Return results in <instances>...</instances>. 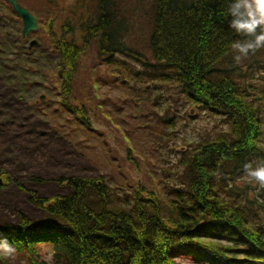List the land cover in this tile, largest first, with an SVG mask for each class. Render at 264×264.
Returning a JSON list of instances; mask_svg holds the SVG:
<instances>
[{"label":"trees","instance_id":"obj_1","mask_svg":"<svg viewBox=\"0 0 264 264\" xmlns=\"http://www.w3.org/2000/svg\"><path fill=\"white\" fill-rule=\"evenodd\" d=\"M60 1L47 3L58 8ZM138 3L80 0L51 17L66 112L82 114L86 132H95L90 112L98 98H86L79 112L71 97L83 58L94 48L96 68L125 69L128 60L145 67L146 49L156 63L148 76L178 83L188 103L220 118L227 130L188 145L179 184L166 196L143 180L133 192L117 193L105 174L62 179L67 195L45 198L30 190L43 218L20 215L18 224L1 225L0 241L26 250L30 264H264V190L243 171L245 163L264 162V49L235 62L230 44L239 37L228 27L225 0H146V11L133 13ZM132 16H149L145 45L135 46ZM2 176L1 186L11 180ZM43 246L54 248L53 263L39 260ZM12 261L0 253V264Z\"/></svg>","mask_w":264,"mask_h":264},{"label":"rangeland","instance_id":"obj_2","mask_svg":"<svg viewBox=\"0 0 264 264\" xmlns=\"http://www.w3.org/2000/svg\"><path fill=\"white\" fill-rule=\"evenodd\" d=\"M77 1L61 0L55 8L47 0H19L39 24L37 31L23 38L22 18L8 0H0V181L2 175L11 178L0 185V226L18 224L20 215L33 222L42 219L44 213L30 203L29 191L45 198L67 195L69 189L61 183L65 178L105 174L117 193H131L133 183L143 180L166 196L169 187L179 184L180 162L188 145L227 130L220 118L188 103L178 83L148 76L156 65L148 50H142L145 67L128 60L125 69L104 63L96 68L93 48L83 58L71 93L79 112L86 98H98L90 112L97 130L86 132L82 114L74 117L65 110L60 57L55 52L58 37L50 28L51 17ZM137 7L133 13L146 11V0H139ZM66 16L65 12L58 25ZM148 19L131 18L138 33L133 34L135 46L146 44ZM32 41L37 44L31 46ZM259 74L255 73L256 84L261 83ZM160 93L163 98L154 104ZM126 147L135 162L126 158ZM21 252L8 256L11 264H30L26 250ZM39 252V260L53 263L52 246Z\"/></svg>","mask_w":264,"mask_h":264},{"label":"clouds","instance_id":"obj_3","mask_svg":"<svg viewBox=\"0 0 264 264\" xmlns=\"http://www.w3.org/2000/svg\"><path fill=\"white\" fill-rule=\"evenodd\" d=\"M226 18L231 17L229 29L237 36L230 48L235 53L234 60L240 63L250 54L264 49V0H225ZM245 178L255 182L258 189L264 190V164L253 168L252 164L243 166ZM15 249L6 240L0 241V253L4 257L13 255Z\"/></svg>","mask_w":264,"mask_h":264},{"label":"water","instance_id":"obj_4","mask_svg":"<svg viewBox=\"0 0 264 264\" xmlns=\"http://www.w3.org/2000/svg\"><path fill=\"white\" fill-rule=\"evenodd\" d=\"M12 5L14 11L22 18L23 21V36L26 38L31 32L36 31L38 29L37 19L34 17L32 13L28 11L25 7H23L18 0H9ZM36 41L31 42V46L36 45ZM264 164V163H263Z\"/></svg>","mask_w":264,"mask_h":264}]
</instances>
